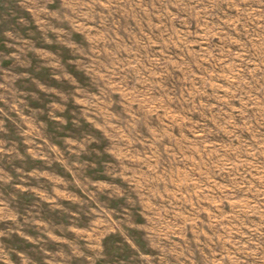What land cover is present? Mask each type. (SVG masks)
<instances>
[{
	"label": "rangeland",
	"instance_id": "rangeland-1",
	"mask_svg": "<svg viewBox=\"0 0 264 264\" xmlns=\"http://www.w3.org/2000/svg\"><path fill=\"white\" fill-rule=\"evenodd\" d=\"M0 264H264V0H0Z\"/></svg>",
	"mask_w": 264,
	"mask_h": 264
}]
</instances>
